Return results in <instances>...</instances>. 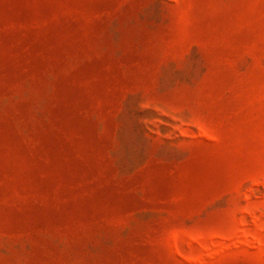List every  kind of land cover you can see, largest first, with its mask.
Returning <instances> with one entry per match:
<instances>
[{"label":"rangeland","instance_id":"rangeland-1","mask_svg":"<svg viewBox=\"0 0 264 264\" xmlns=\"http://www.w3.org/2000/svg\"><path fill=\"white\" fill-rule=\"evenodd\" d=\"M0 264H264V0H0Z\"/></svg>","mask_w":264,"mask_h":264}]
</instances>
